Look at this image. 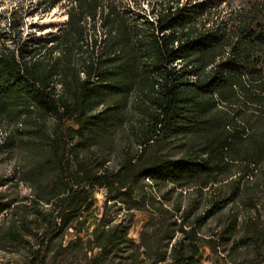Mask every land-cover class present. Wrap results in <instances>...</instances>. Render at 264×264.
<instances>
[{"label":"trees","instance_id":"obj_1","mask_svg":"<svg viewBox=\"0 0 264 264\" xmlns=\"http://www.w3.org/2000/svg\"><path fill=\"white\" fill-rule=\"evenodd\" d=\"M231 1L167 0L152 20L118 0L11 12L0 26V125L10 129L0 151L16 162L0 188L31 195L0 191V214L11 212L0 247L31 235L27 264H47L58 239L88 264H264V0H240L215 28L213 11ZM63 3L59 30L23 37L27 17ZM147 181L168 189L158 199ZM189 188L211 191L201 211L183 206ZM117 203L126 214L112 223Z\"/></svg>","mask_w":264,"mask_h":264},{"label":"rangeland","instance_id":"obj_2","mask_svg":"<svg viewBox=\"0 0 264 264\" xmlns=\"http://www.w3.org/2000/svg\"><path fill=\"white\" fill-rule=\"evenodd\" d=\"M188 0H181L183 5L187 4ZM121 9L131 14V16H147L150 20L154 18L153 12L157 10L160 5L165 4L167 0H138L135 3L133 0H118ZM36 0H0V26L2 29H7V20L11 16V12L14 9H19L23 13L32 10ZM243 3L240 0H232L231 2H223L219 9L213 11V25L215 28L218 27H228L230 24L231 14L242 7ZM66 20V3L60 4L53 10L48 12H37L33 17H27L25 19L26 24L23 27V37L27 38L30 35L35 34V36H41L45 33H51L59 30V27ZM60 88V87H59ZM9 127H3L0 125V142L3 136L8 132ZM121 133V132H120ZM120 133L118 138H121ZM120 143H118L119 145ZM117 153H114L111 159L110 165L115 167L118 162ZM16 162V156H10L5 151H0V175L10 176L12 174L13 167ZM150 186H152L151 181H147ZM168 186H162L158 188L157 186H152L151 190L159 199V196L166 192ZM0 191L7 192L10 198L17 197L20 201L26 202L31 191L28 186L20 184L15 187L14 185H7L0 188ZM213 195L210 190L204 189L200 194L196 189L189 188L183 191L182 203L183 206L187 205L191 200H196L201 202V206L198 211L203 209V206L212 198ZM99 205L101 206L105 199V192L101 190L98 193ZM177 199L176 193H172L170 196L169 206ZM106 208H102L101 211H105ZM107 213L110 218H112V223H116L124 218L126 210L119 203L107 207ZM228 214V208H226L222 214L217 217L210 219L207 224L203 227L202 231L205 234H210L213 230H216L222 224L224 218ZM11 212L10 210L0 214V231L3 227H7L10 222ZM140 225H135L131 229V236L139 240ZM32 237L29 235L27 240L23 244H12V243H2L0 247V264H27L28 262V248L29 244L32 242ZM61 239H58L52 246V250L49 254L47 264H88L89 263V253L84 250L77 249H65L60 250L58 247ZM67 243L66 239H63V244ZM244 254L248 258H253V249L247 248ZM119 256L117 255L112 264H119ZM109 263V264H110ZM107 264V263H106Z\"/></svg>","mask_w":264,"mask_h":264}]
</instances>
